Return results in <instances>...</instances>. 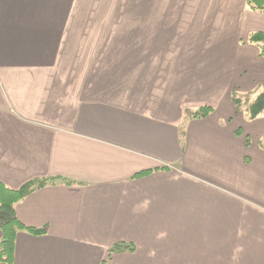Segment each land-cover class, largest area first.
<instances>
[{"label": "crops", "instance_id": "crops-1", "mask_svg": "<svg viewBox=\"0 0 264 264\" xmlns=\"http://www.w3.org/2000/svg\"><path fill=\"white\" fill-rule=\"evenodd\" d=\"M257 32L246 0H0V183L50 180L12 264H264Z\"/></svg>", "mask_w": 264, "mask_h": 264}, {"label": "trees", "instance_id": "trees-1", "mask_svg": "<svg viewBox=\"0 0 264 264\" xmlns=\"http://www.w3.org/2000/svg\"><path fill=\"white\" fill-rule=\"evenodd\" d=\"M247 5L254 11L264 14V0H246ZM249 42L256 44L260 49V55L264 56V33H253L249 37ZM254 98L250 101L244 102L239 93L234 91L231 99L233 105L240 111H243L249 120H254L259 116L264 115V89L258 91L253 95ZM213 111L209 106L200 107L191 112L192 118H204ZM238 134H242L240 130ZM247 142L249 139L247 138ZM260 146L264 148V138L260 141ZM150 171L138 173L135 177L145 176ZM50 183L49 179H34L19 189H11L6 185L0 183V260L7 264H12L15 241L17 233L26 230L33 235H43L46 233L44 228L28 227L20 222L17 217L16 205L33 191L46 186ZM67 184L71 182L67 181ZM122 250H133V246L126 243H117L110 249V255Z\"/></svg>", "mask_w": 264, "mask_h": 264}, {"label": "rangeland", "instance_id": "rangeland-1", "mask_svg": "<svg viewBox=\"0 0 264 264\" xmlns=\"http://www.w3.org/2000/svg\"><path fill=\"white\" fill-rule=\"evenodd\" d=\"M244 102L250 101L254 98L253 95H246V96H242Z\"/></svg>", "mask_w": 264, "mask_h": 264}]
</instances>
